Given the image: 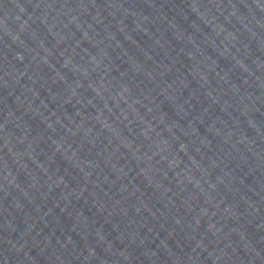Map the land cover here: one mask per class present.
Masks as SVG:
<instances>
[{
    "label": "water",
    "instance_id": "95a60500",
    "mask_svg": "<svg viewBox=\"0 0 264 264\" xmlns=\"http://www.w3.org/2000/svg\"><path fill=\"white\" fill-rule=\"evenodd\" d=\"M264 122V0H104Z\"/></svg>",
    "mask_w": 264,
    "mask_h": 264
}]
</instances>
